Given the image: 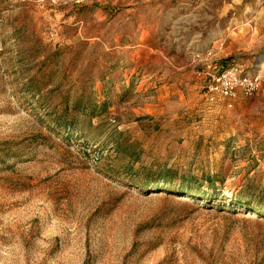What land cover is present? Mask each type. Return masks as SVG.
Here are the masks:
<instances>
[{
    "label": "rangeland",
    "instance_id": "rangeland-1",
    "mask_svg": "<svg viewBox=\"0 0 264 264\" xmlns=\"http://www.w3.org/2000/svg\"><path fill=\"white\" fill-rule=\"evenodd\" d=\"M0 264H264V0H0Z\"/></svg>",
    "mask_w": 264,
    "mask_h": 264
},
{
    "label": "built area",
    "instance_id": "built-area-1",
    "mask_svg": "<svg viewBox=\"0 0 264 264\" xmlns=\"http://www.w3.org/2000/svg\"><path fill=\"white\" fill-rule=\"evenodd\" d=\"M211 82L206 87V100L214 103L219 99L233 97L237 89H242L245 94L256 93L260 83L258 73L248 72L241 65H231L224 70L213 74Z\"/></svg>",
    "mask_w": 264,
    "mask_h": 264
},
{
    "label": "trees",
    "instance_id": "trees-1",
    "mask_svg": "<svg viewBox=\"0 0 264 264\" xmlns=\"http://www.w3.org/2000/svg\"><path fill=\"white\" fill-rule=\"evenodd\" d=\"M165 184V183H164ZM255 213H258V214H260V212L258 211V210H255ZM262 213V212H261Z\"/></svg>",
    "mask_w": 264,
    "mask_h": 264
}]
</instances>
